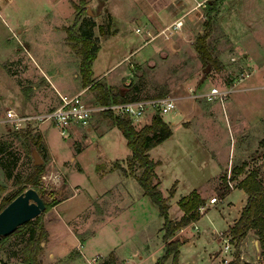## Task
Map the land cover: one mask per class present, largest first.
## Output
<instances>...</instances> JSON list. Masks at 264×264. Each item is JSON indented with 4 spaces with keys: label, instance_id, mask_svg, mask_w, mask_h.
Segmentation results:
<instances>
[{
    "label": "rangeland",
    "instance_id": "obj_1",
    "mask_svg": "<svg viewBox=\"0 0 264 264\" xmlns=\"http://www.w3.org/2000/svg\"><path fill=\"white\" fill-rule=\"evenodd\" d=\"M5 1L0 0V6ZM198 1H205V5H199L193 10L194 13L191 12L184 17V25L192 23L191 20L194 19L199 25L196 26L194 23L190 25L192 34L179 31L169 39L167 37L171 36H166L168 32L163 33L161 30L171 21L166 23L164 21L162 26L154 28L146 22L150 21L149 18L159 19L158 16L167 21L172 20L173 15H176L175 11H172L175 8L173 0H92L91 11L95 19L86 13L81 29L84 27L91 29L100 47L93 65L95 77L114 89L126 91L127 96L142 98L167 94L176 96L175 92L179 94L186 92L188 87L184 86L188 84L192 87L201 86V91H208L213 84L222 89L234 79L250 74V77H246L243 83L237 86L239 88L250 85V90L237 89L228 93L222 100L218 97L213 100L204 97L202 105L205 109L212 108L209 112L216 116V120L203 119L202 122H198L197 127L205 130H208L207 127L215 129L214 135H217L216 137L213 135L216 143L215 153L222 165H227L229 155L231 161L233 156H237L238 144L240 146L244 144L250 150L248 159L246 158L250 163L249 170L257 168L260 177L264 179V0H222L219 3L220 12L219 9L215 14L212 12L211 19L207 13L208 0H185L188 2V8ZM30 2L31 0H11L0 8V147H2L0 160L11 171L10 177H7L0 165L2 187L0 202L3 196H10L25 183L26 176L36 165L34 152H37L45 167L41 175L45 200L59 199L78 190L58 207L64 219L75 216L70 220V224L76 228L80 236H87L82 243L85 257L76 260L75 264H102L110 259L111 252L114 253L117 264H137V261L138 264H155L164 253L161 229L163 217L157 205L143 193L133 177V173L139 172L138 168L127 169L128 173L119 168L120 164L127 167L131 154L119 128L112 129L109 135L100 140V135L93 130L89 131L88 127L72 124L76 125L73 129L77 132L73 144L84 146L81 152L75 153L69 141L70 137L66 136L67 132L61 134L59 127L47 120L41 121L38 118L23 120L16 128L12 121L5 118L8 109H13L19 115H34L57 105L58 90L44 75L35 78L32 69H35L36 65L56 69L61 80L71 83L76 81L73 73L80 70L81 44L71 40L66 30L73 23L76 9L72 16L67 12L70 9L62 8L66 13L64 22L68 24L63 25L65 30L57 28L56 30L55 25L44 21L34 25L30 32L18 34L15 20L32 18L40 10L34 9ZM14 4H17V12L13 10L16 9L13 8ZM41 4L44 5V2ZM107 7L113 14L112 20L104 12ZM86 8L88 10L87 1ZM95 12L100 14L99 17L94 16ZM224 27L234 34V37L240 36L239 39L243 40L242 48L236 49ZM136 28L140 30L136 31ZM205 28L209 30L207 46L211 54L224 65L211 66L208 71H205L204 64L195 50L196 37ZM147 30H151V35L147 34ZM162 37L168 40H163ZM18 82L21 85L20 89L16 86ZM179 84L183 86L178 87ZM76 87L79 90L84 87L81 91L85 101L90 104L97 103L96 91L89 85L83 86L80 80ZM173 89L176 90L173 92ZM30 92L34 93L33 98L38 105L36 112L32 113L27 110L23 98V93ZM227 105L229 110L225 108ZM179 111L180 108L172 109L162 116L172 124L180 118ZM94 115H97L101 122L113 124L102 112ZM237 117H241L242 125L236 123ZM150 119L151 115H147L133 125L139 128ZM209 123L212 125L208 126ZM248 125L250 126L248 135L243 134L245 140L242 141V127ZM40 128L59 161H69L66 167H62L61 163V170L53 162L44 138V145L41 144L38 148L27 140V137L30 138L33 134H41ZM97 140H100L99 145ZM72 155L81 164L82 170L76 167V160H72ZM98 156H101L102 162L106 159H123V162L101 163L97 167ZM109 167L110 171H107ZM228 171L222 172L225 178L221 179L220 185L216 186V183L208 185L210 187L208 196L203 197L204 203L200 209L201 212L207 209V212L187 228L190 240L181 247L179 256L183 261L188 260L191 264H217L219 258L216 256L214 259V256L218 251L221 256L223 255L219 264L233 257L235 252L233 242L230 241L232 245L225 251L224 244L227 239L223 242L219 233L223 232L237 215L245 195L235 189L222 198L220 190L231 188L227 183ZM99 173L104 175L101 176ZM64 174L68 176L69 184L75 186L73 189L64 185L66 181ZM232 175L231 172V181L235 186ZM173 185L172 182L162 179L160 188L164 195H169ZM103 190L106 191L101 198L87 205L89 195ZM182 190L185 189L179 187V193ZM212 196H216L218 201L208 207L207 199ZM50 209L43 213V221ZM178 209V206H172L169 217L173 219ZM194 224H197L198 229L194 228ZM29 229V226L21 224L0 239V264H25L21 261L20 251L28 238ZM50 229L53 243L58 246L79 244L77 236L62 220L56 221ZM178 237L180 239L179 235ZM45 242L39 258L45 252ZM134 245L142 246L143 251L149 245V252L142 257L134 256V251H131ZM115 247L117 249L113 250ZM240 251L241 260L264 264V245L260 243L253 229L242 241ZM92 257H96V260L92 261ZM164 264H172V258L169 257Z\"/></svg>",
    "mask_w": 264,
    "mask_h": 264
},
{
    "label": "crops",
    "instance_id": "obj_2",
    "mask_svg": "<svg viewBox=\"0 0 264 264\" xmlns=\"http://www.w3.org/2000/svg\"><path fill=\"white\" fill-rule=\"evenodd\" d=\"M9 1H11V0H6L4 2V4H2L1 6L3 7L5 4L9 3ZM42 1L44 2V5H46V6L48 5L47 6L48 9L46 8V6L41 4ZM86 1H87V6H88L87 15L89 17L95 19V17H93V13L91 11V8H93L92 7L93 3L91 2L92 0H86ZM173 1L175 2V8L172 5L174 8L172 11L173 12L175 11L176 15H173L172 20L167 21V19H163L162 17L158 16L157 18H159V19H156V17L153 20L151 18H149V20L151 22L149 21L150 23L149 22H146V23L149 24L150 27L154 28L157 26H162L164 21L166 23V22H170V21L173 22L174 20H176L178 18H182V17L184 19V17L186 18V16L189 15L191 12L194 13L193 10L197 9L199 7L198 4L201 2V1H198L188 8V6H187L188 2H185V0H173ZM223 1H225V0H223ZM77 2H78V0H31L30 4L33 5V8L34 9H40V10L32 18L27 19V17H26L24 20H20V21L15 20V28H17L18 34L28 33L31 31V29L33 28L34 25H37L38 23L46 21V23H49V24L51 23L50 25H52V26L55 25L56 26L55 29L57 28L58 30L60 29L61 31L65 30L63 28V25H68V24L66 22H64L65 21L64 18L66 16V13H64L65 11L64 12L62 11V8L65 7V8L70 9L67 12L71 13L72 16H74L75 8L73 6V3H77ZM1 6H0V8H1ZM13 8H16L13 10H15L17 12V4H14ZM104 12H105V14L110 16V18L112 20L113 14L110 13V10L108 7L104 9ZM219 12H220V7H219ZM95 13L96 14L94 16L99 17L100 14H97V12H95ZM13 15H15V13ZM220 19H221V17H220ZM141 22L142 21H139V23H141ZM191 22L194 23V25H196V26H197V24L199 25L197 20H196L197 23L195 22V19L191 20ZM54 23H58V25H56ZM192 23H190L188 25L183 24L184 28L182 26L181 29L175 30L172 34H170L171 37H167V38L171 39L175 35V33L179 32V31H181L182 33L186 32L188 34H192V29L190 26ZM21 26H23V27H21ZM224 30H226V33L229 34V36L231 37L232 42L237 47L236 49L243 47V44H242L243 40L239 39L240 36L234 37V34H232L230 31H227L226 27H224ZM64 33H65L64 34V37H65L66 31ZM147 34L151 35V30H147ZM241 38H243V37H241ZM162 39L168 40V39H165L164 37H162ZM249 48H250V46H249ZM135 50L136 49H134V51ZM236 52H239V51H236ZM98 53H99V50L97 52V56H96L95 60L98 57ZM95 60L92 63V70H93V78L97 79V77H95V72H94V68H93ZM66 64L67 63H64V65H66ZM222 64L223 63H221V65ZM222 66H224V65H222ZM36 68L32 69L35 72V74H34L35 78L37 76L39 77V76L44 75L52 83V85L58 90V95H59V93L73 94V93H77V92L81 91L82 89H84V87H82L81 90H79L76 87L78 82L80 83V80H81L80 79L81 78L80 71L79 72L75 71L73 73L74 74L73 76L75 77L76 81H74V83H71L68 81L61 80L60 77L57 75L58 71L56 69L55 70L53 68L49 69L48 67H46V65H36ZM223 68L224 67H222V70H223ZM246 77H250V74H248L247 76H243L239 79H237V78L234 79L232 82H229V85H226L224 88H222L220 90L229 91L228 93L233 92L237 89H241V91H248V90H250V85H246V86L239 87V88L237 87L240 83H243V81L246 79ZM16 86L19 89L21 88V85L19 84V82L17 83ZM182 86L183 85L179 84L178 87H182ZM33 87L35 88L36 86L33 85ZM187 87H188V90H186V92H183L180 94L178 92H175L176 94H174V95H176L175 96L176 97V106L174 109L180 108V111H179L180 118L177 119L172 124H171V122L166 121L163 118L166 122H168L170 124V126L172 128V134L169 137H167L166 139H164L162 142H160L159 144H157L156 146L152 147L149 150L150 158H152L153 160H159L160 161V163L156 166L155 171H156L158 177L160 178L161 182H162V179H164V180L172 182L175 185V193H174L173 197L170 198V200H169V203H170L169 215H170V209L172 206H176V207L178 206L179 209L177 210V212H176L177 214L173 217V219H178L183 214L182 208L178 205V201H179L181 196L187 195L192 190L197 189L201 193L202 197L207 198L208 190L210 188V187H208V185H212L214 183H216V186L220 185V181L222 179L221 176L224 174L222 172H224V171L226 172V171L230 170L233 173V175H232L233 181L235 183H237L241 178H243L247 174V172H249V167H250V163L248 161H246V158L248 159V155L250 154V150H248L244 144H243V146H240L238 144L237 156H233L232 161H231L230 155H229L227 165L226 164L222 165L220 158L217 157V154L215 153L216 143L214 141V138L217 136V135H214L215 129H212L211 127H207L208 130H205V129H202L201 127H197L198 122L199 121L202 122L203 119H206L205 121L216 120V116L214 114H212L211 112H209V110L212 108L210 107V108L205 109L204 106L202 105L201 102H202V99L204 97L203 96H194L195 94L206 93L210 89L208 91H201L200 90L202 88L201 86H193L192 87V85H190V84H188V86L186 85V87L184 86V88H187ZM211 87H218V86L213 84ZM175 90L176 89H173V92ZM228 93H227V95H228ZM33 97H34V93H31V92L29 94L23 93V98L25 100L27 110L29 111V113L30 112L31 113L36 112V107L38 106L37 101L34 100ZM226 98H229V97H226ZM58 102H59V96H58ZM42 105H43V103L41 102L40 106H42ZM225 108H226V110H229L228 105L225 106ZM236 120H237L236 123L238 125H242L241 124V117H237ZM211 125L212 124L209 123L208 126H211ZM75 126L76 125H70L67 128V135L66 136L70 137L71 140L69 139V141L73 145L75 153H79L83 150L84 146L82 144H78V143L73 144V140H76L75 137L77 134L75 129H73ZM40 127H41V125H40ZM114 128H118V127L112 123L109 124L107 122H101L97 119V115H94V117L92 118V121L88 127V130L89 131L93 130L94 133L100 135L99 139L101 140V138L109 135L110 131ZM249 128H250L249 125L247 127H245V126L242 127V130H241V132H242L241 140L242 141L245 140L244 135H246V136L248 135ZM40 130H41V128H40ZM41 134L45 140V143H46L47 148L50 152V155L52 156V160L56 164V166L60 170H61V163H62V167H66L69 164V161H66V160H64L62 162L59 161L58 156L56 155L55 151L52 149L51 145L46 141L45 135H44L42 130H41ZM213 135L215 136L214 138H213ZM86 136H87V134H86ZM208 136H210L209 139L207 138ZM100 140L96 141L98 145H99ZM72 160L73 161L76 160V157L74 155H72ZM112 161L123 162V159H115V160L106 159V161L102 162L101 156H98L97 167L101 163L106 164V163H110ZM76 164H77L76 167L79 170L83 169L81 164H79L77 160H76ZM107 171H110V167L108 168ZM64 175H65V179H66V181L64 182V185L66 186V188L71 187L73 189L75 186L72 187L68 182V176L66 174H64ZM99 175L103 176L104 174L99 173ZM76 187L79 189L78 185H76ZM179 187H183L187 192H185V190H182V192L179 193ZM235 189L240 190L245 195L244 199H243L244 202L241 204V206L237 212V215L227 225V228L223 232L219 233L223 242L225 241V239L230 238V235L228 233V228L239 217L240 211H241V209H242V207L245 204L246 199H247V194L244 191V189L239 188L237 186H233L232 188H230L224 195H222V198L227 196L228 193H230L231 191H233ZM106 190H103V191H101L97 194H94V195H89L87 205H90V203L94 202L93 200H98L99 198H101V195ZM77 191L74 190V192L69 193L68 195H66L62 198H59L58 203H56L48 212H46V215L44 217V221H45V226L48 230V238L45 242V252L44 253L42 252L43 253L42 257L40 255V258L43 262L42 264H75L74 262L76 260H80V259H83V257H85V254L82 251V243H83V239H85L87 236L86 237L80 236L78 234L76 228H74L70 224V220L72 218H74L75 216L72 218H65L64 219L61 216V213H59V211H58L59 205L66 202ZM222 198H220V199H222ZM209 199L210 198L207 199L208 207L210 206V204L216 203V202L211 203ZM206 212H207V209L202 211L201 216L197 220H200L202 215H204ZM60 220H62L64 225L69 227V229H71L73 231V233L77 236L79 244H77V245L63 244L61 246H58L56 243H53L52 233H51L50 227L56 221L60 222ZM197 220L189 223L188 225L182 226L180 229H178L176 231L177 238H179L178 237V235H179L180 239L182 240V243L179 247V253H178V262L180 264H191L188 260L183 261V259H180L179 256L181 255V247L183 245H185V243L189 242V240H190V237L187 235V228L190 224L196 222ZM194 228L198 229L197 224H194ZM91 233H93V232H91ZM248 233H247V235H248ZM134 246H135L134 248L131 247V251L132 250L134 251V252L132 251L134 256L138 255L139 257H142L143 254L145 255L147 252H149V248H150L149 245L145 247L144 251L142 250V246H140V247H139V245H134ZM162 246H163V250H164V241H162ZM115 249H117V247H115L113 250H115ZM224 250L227 251L226 249H224ZM219 255H220V251H218L215 254L214 259H216V256H217L220 260L223 255L222 256L221 255L219 256ZM128 259H131V258H128ZM219 260H218L217 264H219ZM86 261L89 262L88 259H86ZM242 261H248V260H242ZM248 262H250V261H248ZM136 263L138 264L139 261H137Z\"/></svg>",
    "mask_w": 264,
    "mask_h": 264
},
{
    "label": "trees",
    "instance_id": "obj_3",
    "mask_svg": "<svg viewBox=\"0 0 264 264\" xmlns=\"http://www.w3.org/2000/svg\"><path fill=\"white\" fill-rule=\"evenodd\" d=\"M220 1L222 0H208L209 6L207 7V13L209 19L212 18V12L215 14V12L218 11ZM73 6L76 9L74 20L66 30L71 40L81 44L79 71L83 86L89 85L91 89L95 90L97 102L103 104L138 98L136 96H127L126 91L114 89L100 79L93 78L92 63L97 56L99 46L91 29L85 27L81 29V24L84 22V17L87 13L86 0H78V3H73ZM91 24L93 25L94 23L92 22ZM208 36L209 30L205 28L197 35L195 40V50L204 64L205 71H208L211 66L219 67L221 65V62L211 54L207 46ZM130 86H132V84ZM102 114L109 117L113 124L121 130L126 139V144L131 151L128 157L127 167L120 164L119 168L124 173H128L127 169L133 170L135 167L138 168L139 172L136 174L133 173V177L139 184L143 193L149 196L157 205L159 213L163 217L161 229L163 231L164 253L156 260L155 264H164L169 257L172 258V264H180L178 262V253L182 240L174 235L182 226L188 225L201 216L200 207L204 203V198L199 190H192L189 194L181 196L178 201V205L183 210L182 216L178 219H171L169 217V200L174 194L175 185L171 186L169 195H164L160 188L161 180L155 171L160 161L150 158L149 150L172 134L170 124L166 122L159 113L153 114L150 121L139 128H136L131 119L127 116L116 115L111 111H103ZM27 140L32 143L31 145L37 146V148L41 144L44 145L43 136L40 133L33 134L30 138L27 137ZM37 150L39 151V149ZM0 151H2V147H0ZM0 165L4 168L7 177H10L11 171L8 169V166L1 160ZM44 168L43 163L36 164L33 171L26 176L23 185L10 196L2 197L0 210L20 192L30 186L34 187L44 198L45 189L41 183V175L43 174ZM221 177L225 178V175L223 174ZM235 186L244 189L247 194V199L240 211L239 217L228 228V233L231 236V242L234 244L235 252L233 257L223 264H253L241 260L240 246L251 229L255 231L258 240L264 245V179L260 177L258 169L253 168L249 170ZM1 188L0 185V189ZM222 190H220L221 196L224 195L229 188ZM44 201L46 205L44 211L35 218L24 223V225L30 228L28 238L20 251L21 261L25 264H42L39 254L43 248L42 243L48 238V230L45 227L42 216L45 211L58 203L59 199L55 198L48 201L44 198ZM106 262L117 264L113 252L110 253V259H108V261L105 260L102 264Z\"/></svg>",
    "mask_w": 264,
    "mask_h": 264
},
{
    "label": "built area",
    "instance_id": "obj_4",
    "mask_svg": "<svg viewBox=\"0 0 264 264\" xmlns=\"http://www.w3.org/2000/svg\"><path fill=\"white\" fill-rule=\"evenodd\" d=\"M198 5H205V1L200 2ZM183 24L184 19L178 18L172 23L168 24L164 29L161 30V32H168L166 36L170 35L175 30L181 29ZM139 30V28H136V31ZM82 91L73 94L59 93V102L57 103V105L41 114L19 115L13 109H8L5 118L12 121L16 128L23 120H30L33 118H38L41 121L47 120L51 124L59 127L61 134H65L67 132V128L72 124L89 127L92 121V117L95 113L111 111L113 114L129 117L132 123L135 124L147 115L152 116L155 113H159L162 116L163 113L174 109L176 106V97L170 94L153 97L125 99L106 104L99 102L90 104L82 97ZM228 92L229 91L220 90L218 87H211L208 92L203 94L194 93V96H203L208 100H213L218 97L220 100H222ZM227 183L231 188L233 187L231 181V171H228ZM209 200L211 203L217 202L218 198L216 196H212ZM202 207L203 205L200 207V209H202ZM230 239L231 238H228L225 241L224 249L226 250H229L232 245ZM91 260L95 261L96 257H92ZM225 261L227 262L228 260Z\"/></svg>",
    "mask_w": 264,
    "mask_h": 264
},
{
    "label": "water",
    "instance_id": "obj_5",
    "mask_svg": "<svg viewBox=\"0 0 264 264\" xmlns=\"http://www.w3.org/2000/svg\"><path fill=\"white\" fill-rule=\"evenodd\" d=\"M34 163H42L37 152H34ZM45 206L44 198L34 187L30 186L20 192L0 210V239L13 232L19 225L41 214Z\"/></svg>",
    "mask_w": 264,
    "mask_h": 264
}]
</instances>
